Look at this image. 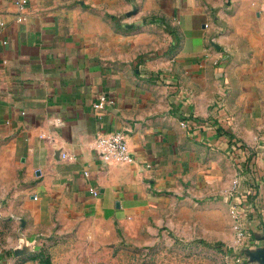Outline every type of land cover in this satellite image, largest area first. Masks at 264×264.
Wrapping results in <instances>:
<instances>
[{"label": "crops", "instance_id": "1", "mask_svg": "<svg viewBox=\"0 0 264 264\" xmlns=\"http://www.w3.org/2000/svg\"><path fill=\"white\" fill-rule=\"evenodd\" d=\"M108 131L131 161L95 151ZM263 136L264 0H0V181L29 235L98 217L219 239L240 177L264 248Z\"/></svg>", "mask_w": 264, "mask_h": 264}, {"label": "rangeland", "instance_id": "2", "mask_svg": "<svg viewBox=\"0 0 264 264\" xmlns=\"http://www.w3.org/2000/svg\"><path fill=\"white\" fill-rule=\"evenodd\" d=\"M9 194V182H1L0 264H260L249 263L244 253L255 239L250 228L253 206H248L256 197L252 194L243 209L246 238L241 241L237 240L231 203L226 205L228 223L222 226L231 235L219 239L182 237L165 228L146 229L145 233L134 230L129 237L111 220L98 217L63 219L53 229L31 236L13 215L16 206L9 203ZM255 208L262 217L264 207Z\"/></svg>", "mask_w": 264, "mask_h": 264}, {"label": "built area", "instance_id": "3", "mask_svg": "<svg viewBox=\"0 0 264 264\" xmlns=\"http://www.w3.org/2000/svg\"><path fill=\"white\" fill-rule=\"evenodd\" d=\"M15 2L23 7L26 5L27 0H15ZM18 20L21 21L22 18L19 17ZM111 102L112 101H110L105 95H100L99 101L95 103L94 107L96 109H103L107 104ZM94 149L106 162H128L132 160L126 134L123 131L99 132L94 139ZM85 175L89 176V172L86 171ZM242 185L243 183L241 181V178L236 177L229 190V196L231 197L230 210L235 220L234 227L237 231L238 241L244 240L246 238V235L243 232L242 228L245 216L243 209L246 206V201L249 199V196L254 191L253 187L243 189ZM90 192L93 195L99 194V190L95 187H91Z\"/></svg>", "mask_w": 264, "mask_h": 264}, {"label": "water", "instance_id": "4", "mask_svg": "<svg viewBox=\"0 0 264 264\" xmlns=\"http://www.w3.org/2000/svg\"><path fill=\"white\" fill-rule=\"evenodd\" d=\"M244 253L248 257L249 263L259 262L260 264H264V248H260L257 250L245 248Z\"/></svg>", "mask_w": 264, "mask_h": 264}]
</instances>
